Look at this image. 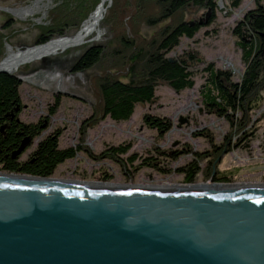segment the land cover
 <instances>
[{
    "label": "rangeland",
    "instance_id": "obj_1",
    "mask_svg": "<svg viewBox=\"0 0 264 264\" xmlns=\"http://www.w3.org/2000/svg\"><path fill=\"white\" fill-rule=\"evenodd\" d=\"M112 1L102 23L104 36L101 41L71 48L55 57H45L20 67L16 72L21 74L23 80L20 88L23 104L20 120L26 124L45 122L41 135L22 152L21 160L31 156L47 137L59 132V148L77 149L78 153L74 159L58 166L52 176L54 179L184 185L188 184L185 183L186 179L176 170L193 163L200 169L198 177L191 183L194 185L264 184V102L252 112L249 120L237 115L235 127L232 128L226 119L207 113L200 95L207 80V75L202 71L208 64L231 71L234 80L241 81L245 65L237 46L239 39L233 35V29L248 12L256 8V0H243L241 7L233 11L229 8V0H219L216 21L202 28L194 39L183 38L179 47L168 55L169 59L174 60L186 53H196L197 58L192 65L196 72L194 89L176 93L168 86L161 85L157 89L156 100L152 104L138 105L131 120L123 123L100 119L99 114L95 120H90L101 111L99 82L106 77L111 78V73L115 78L126 75L123 57L126 59L130 54L113 57V53L124 51L121 45L123 37L134 42L136 47H147L159 39L162 27H174L183 20L191 23L199 21L207 11L191 8L184 16L179 12L159 26L149 27L147 20L157 18L162 12L155 1L150 3L153 6L148 4L150 8L148 5L144 7L139 0ZM100 2L52 0L51 3L44 2L47 7L41 3L39 8H34L36 0H0V63L8 57L10 48L17 51L22 47L24 50L39 47L38 39L49 38L56 30L62 29L65 34L53 36L48 42L73 37ZM28 7L33 9V13L21 15L22 9ZM77 23L78 26L74 27ZM95 44L113 48L107 52L103 62L91 71V78L74 74V59ZM44 59H57L60 64L35 73L34 70L41 67ZM147 115L169 119L173 124L172 129L161 136L144 122ZM182 119L185 120L183 124ZM88 121V126L82 128ZM243 131L245 134L241 133ZM226 138L232 141L229 151L225 146ZM239 140L243 142L240 145ZM125 146H130L131 150L120 156L123 163L109 159V156L100 157L109 149ZM182 150L184 153L175 159L169 156L173 151ZM131 158H135L133 162ZM146 163L155 167L146 166ZM214 177L217 181L212 180Z\"/></svg>",
    "mask_w": 264,
    "mask_h": 264
},
{
    "label": "water",
    "instance_id": "obj_2",
    "mask_svg": "<svg viewBox=\"0 0 264 264\" xmlns=\"http://www.w3.org/2000/svg\"><path fill=\"white\" fill-rule=\"evenodd\" d=\"M0 264H264V184H112L1 171Z\"/></svg>",
    "mask_w": 264,
    "mask_h": 264
},
{
    "label": "trees",
    "instance_id": "obj_3",
    "mask_svg": "<svg viewBox=\"0 0 264 264\" xmlns=\"http://www.w3.org/2000/svg\"><path fill=\"white\" fill-rule=\"evenodd\" d=\"M139 1L143 2L144 7L148 4L153 6L150 3L155 1L162 11L157 18L147 20L146 25L149 27L159 26L174 18L179 12H182V16H184L191 8L205 9L207 12L204 14V18L208 13L210 16L207 22L201 23L199 20L191 23L183 20L174 27H162L159 39L152 41L147 47H136L134 42L123 37L121 45L124 47V51L113 53V57H121L122 53L130 54L126 59L123 57L124 66L127 68L126 75L115 78L114 73H111V78L106 77L99 82L98 93L100 94L101 111L96 113L93 118L91 117V121L95 120L99 114L100 119H111L116 123L127 122L133 117L138 105L152 104L156 100L159 86L165 85L176 93H182L194 89L196 85V72L192 69L197 58L196 53H186L183 57L174 59L173 62L168 58V55L179 47L183 38L194 39L202 28L208 27L216 21L219 0ZM242 3L243 0H229V8L232 11L237 10ZM77 26L78 23L74 25V27ZM65 30L67 29L65 28ZM64 34V30H56L49 38H39L37 44L44 45L53 36H63ZM233 35L239 39L237 46L241 50V60L245 65L241 81L236 82L231 71L217 69L211 63L202 71L207 75V80L200 93L202 105L207 113L226 119L232 128L235 127L234 121L237 115L242 116L244 120H249L252 112L264 102V0H256V8L248 12L236 24ZM111 48L113 47L101 44L91 46L80 57L74 59L72 71L74 74L91 78L89 74L103 62ZM24 49L22 47V50ZM59 64L57 59H44L41 62V67L35 69L34 72L46 71ZM22 85L21 74L0 73V172L52 177L58 166L76 157L78 150L60 149L58 132L43 140L28 161L21 163L18 157L12 159L26 140L30 139V144L26 147L32 146L33 141L41 135L45 125L43 121L37 124H26L20 120L19 114L23 109L20 95ZM89 121L85 122L82 128H86ZM144 122L151 129L157 130L161 136L169 132L173 125L167 118L148 115L145 116ZM252 138L251 136L250 141ZM242 140H239V145L243 143ZM225 141L226 149L231 150V139L226 138ZM130 150V146L112 148L102 153L100 157L109 156V159H117L123 163L120 161V156L127 154ZM134 159L131 158L132 162ZM121 166L124 167V164ZM146 166L154 167L147 163ZM193 182L194 179L190 177L186 183Z\"/></svg>",
    "mask_w": 264,
    "mask_h": 264
},
{
    "label": "bare ground",
    "instance_id": "obj_4",
    "mask_svg": "<svg viewBox=\"0 0 264 264\" xmlns=\"http://www.w3.org/2000/svg\"><path fill=\"white\" fill-rule=\"evenodd\" d=\"M46 1H48V3H51L52 0H36L34 8H39L41 3L45 7H47V4L44 3ZM100 1L101 6H99L96 11L90 16V18L83 23L81 29L73 37L53 40L39 47L30 48L29 50L27 49L15 51L10 48L8 57L2 63H0V70H6L12 73H16L20 69V67L26 64L39 61L45 57H55L71 48L86 46L88 44H93L101 41L104 36V30L101 28L102 23L108 9L112 6L113 1ZM21 12V15L28 16L33 13V9H31V7H28V9H22Z\"/></svg>",
    "mask_w": 264,
    "mask_h": 264
},
{
    "label": "flooded vegetation",
    "instance_id": "obj_5",
    "mask_svg": "<svg viewBox=\"0 0 264 264\" xmlns=\"http://www.w3.org/2000/svg\"><path fill=\"white\" fill-rule=\"evenodd\" d=\"M21 122V121H20ZM23 146V145H22ZM21 146V147H22ZM21 147H20V149L15 153V155H14V158H12V159H16L17 157L20 159V161L19 162H26V161H28L29 159H30V157L31 156H29V157H27V159H25V160H21V154H19V155H16L20 150H21ZM27 148V147H26ZM25 148V149H26ZM184 153V151L182 150V151H179V152H177V151H173V152H171L170 153V157L172 158V159H175L176 157H178V156H180V154H183ZM185 153H186V150H185ZM24 154V153H23ZM22 154V155H23ZM179 154V155H178ZM155 167V166H154ZM177 172H179V173H182L181 175H183L184 176V178L186 179V181H187V179L188 178H193L194 180H196V178L198 177V175H199V173H200V169H199V167H196V165L195 164H193V163H189V164H185L183 167H181V168H178L177 170H176ZM17 174V173H16ZM20 174V173H19ZM212 180H214V181H216V178L214 177ZM186 183V182H185Z\"/></svg>",
    "mask_w": 264,
    "mask_h": 264
}]
</instances>
